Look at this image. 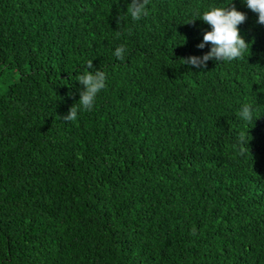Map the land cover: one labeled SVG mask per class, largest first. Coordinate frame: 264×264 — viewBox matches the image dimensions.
<instances>
[{
	"label": "trees",
	"instance_id": "obj_1",
	"mask_svg": "<svg viewBox=\"0 0 264 264\" xmlns=\"http://www.w3.org/2000/svg\"><path fill=\"white\" fill-rule=\"evenodd\" d=\"M131 3L0 0V264H264V25L244 0ZM211 7L249 51L184 64Z\"/></svg>",
	"mask_w": 264,
	"mask_h": 264
},
{
	"label": "clouds",
	"instance_id": "obj_2",
	"mask_svg": "<svg viewBox=\"0 0 264 264\" xmlns=\"http://www.w3.org/2000/svg\"><path fill=\"white\" fill-rule=\"evenodd\" d=\"M244 2L248 9L257 14V22L264 25V0H244ZM148 4L149 0H142V2L141 0H132V3L127 7L126 14L130 15L134 22L140 20L142 17H147L149 15ZM245 19L246 16L235 10V8L211 7L209 10L203 12L199 20L208 24L211 27V31L203 35V42L198 47L202 49L205 44H210L211 50L202 59L190 57L188 60L183 61L184 64L202 68L211 59L231 62L245 58L244 54L249 51V44H246L244 39L241 38L238 30V25L242 24ZM126 51V46L120 45L115 49L113 55L116 59L124 61ZM86 67L87 69H92V61H89ZM105 80V73L100 70L94 72L85 71L81 74L77 78V81L83 85L84 90L80 92L79 101L69 109L68 114L63 119L65 121H75L79 110L77 105L84 111H92L97 95L105 88ZM254 109L255 106L245 103L242 105L239 113L240 118L252 125L256 120L253 117ZM239 139L241 145H246L247 147L248 139L244 135H240Z\"/></svg>",
	"mask_w": 264,
	"mask_h": 264
}]
</instances>
